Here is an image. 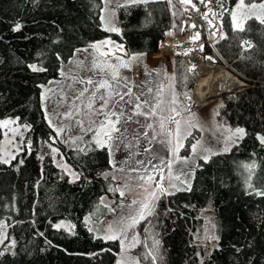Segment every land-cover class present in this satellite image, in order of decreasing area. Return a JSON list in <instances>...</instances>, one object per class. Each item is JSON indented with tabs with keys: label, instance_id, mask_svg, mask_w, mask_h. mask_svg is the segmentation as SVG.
<instances>
[{
	"label": "trees",
	"instance_id": "16d2710c",
	"mask_svg": "<svg viewBox=\"0 0 264 264\" xmlns=\"http://www.w3.org/2000/svg\"><path fill=\"white\" fill-rule=\"evenodd\" d=\"M237 1L211 0L221 15V28L213 39L214 49L205 44L204 53L228 64L231 72L252 85L220 94L215 113L218 122L240 126L247 134L230 151L198 160L191 191L157 198L152 213L140 222L143 237L135 250L141 264H153L149 252L155 264H247L233 245L245 251L251 245L255 264H264V197L246 189L241 167L255 161L254 183L264 189V146L256 138L257 133L264 135V24L250 15L238 30L227 11ZM126 3L116 6V33L101 24L102 0H0V120L16 119L26 125L24 139L30 148L0 163V220L10 243L6 245L10 251L0 250L5 251L0 264L115 260L119 242L93 235L84 222L88 213L102 206L105 186L98 174L111 168L108 150L91 141L90 133L76 147L61 142L44 115L41 88L59 77L61 63L77 48L96 39L110 36L126 53H156L166 36L180 33L182 10L173 0L119 7ZM17 24L20 29L14 31ZM241 39L252 43L243 47ZM174 64L182 72L188 70V62L180 57H174ZM191 73L190 95L197 77V72L195 79ZM181 79L175 74V81ZM39 143L51 144L80 178L70 183L51 153L38 154ZM190 144L187 136L179 153H186ZM204 220L219 237L218 248L196 240ZM57 224L62 226L57 229Z\"/></svg>",
	"mask_w": 264,
	"mask_h": 264
},
{
	"label": "rangeland",
	"instance_id": "374dc122",
	"mask_svg": "<svg viewBox=\"0 0 264 264\" xmlns=\"http://www.w3.org/2000/svg\"><path fill=\"white\" fill-rule=\"evenodd\" d=\"M173 1L181 8L182 18L180 33L172 35L183 34L186 27L183 26L182 20L187 11L196 18L198 23L203 25V30L207 29L209 36H213L212 28L214 25L212 21L219 19L221 28V15L212 6L211 0H190V3L187 4ZM126 2L127 0H102L100 18L104 28L111 29L114 27L119 30L116 6ZM252 4H255L256 7H251ZM261 4H264V0L244 1L243 5L238 0L227 11L235 24H241L250 15L264 17V8L260 6ZM106 37L111 38L104 36L92 41L89 45L79 47L77 49L80 51L76 49L66 61L61 63L59 77L49 80L41 88L42 108L48 123L55 131L56 137L67 146L76 147L81 144L82 136L86 133H90L91 141L95 142L94 133L88 129L99 127V122L104 119L102 115L96 114V110L100 108L102 103L100 97L109 99L110 95L115 96L113 89L116 92H126L128 88H131L133 91L131 97H125V100L131 98L133 104L125 105L121 102L116 106L115 110L117 111L126 108L130 114L137 102L136 97H140L141 101L148 100L149 105L153 106L155 114L148 120H145L143 115H139L133 117L134 120L140 121L139 124L121 123L119 125L121 131L128 127L130 133L134 131L142 133L145 130L143 126L148 123L153 125V129L148 130V138L141 137L138 146L130 148H125L123 145L111 147V155L109 154V156L112 167L98 174L105 186V191L100 199L102 206L95 208L84 217V222L93 235L103 239H108V236L113 235L117 237L115 240L119 242V249L112 264H118V262L119 264H137V262L141 264L139 255L135 250V246L143 237L140 222L142 223L152 213L157 198L161 194L184 189L185 184L181 181H187L190 184L198 160L208 159L214 153L224 152L223 149L226 146L230 148L238 143L240 140L236 139L234 133L236 128L242 127H231L215 119L218 96L205 105L192 102L194 91L190 95L192 92L190 93L187 84L188 76L191 77L192 71L186 68V72H182L174 64L175 56L186 61L183 56L172 52H163L161 49H158L156 53L140 52L134 56L124 52L118 40H103ZM201 39H206V33L203 32ZM241 40L243 45L248 44L249 40ZM205 44L210 46L204 40L199 53L205 60L211 58L214 62V57L204 53ZM91 45H97V47H91ZM134 64L139 67V75L145 74L150 76L149 79L146 77V80L140 79L133 84L131 74L133 75ZM177 73H179V79L185 76V80L175 81V74ZM114 74H117L119 79L114 80ZM195 76L196 71H194V79ZM151 77H161V79L158 81L151 79ZM89 79L93 81V85L82 83V81ZM101 82H107L111 88H102L97 91L94 85ZM176 82L179 84L176 85ZM245 83L247 84L246 87L228 91V93H234L252 86L247 82ZM86 87L88 91L81 96V92ZM149 89L152 91L149 92ZM142 108L146 111L150 110L143 105ZM6 120L15 121V123H9L5 126L2 122ZM79 122H82L83 126ZM161 124H163V129L160 127ZM26 129L27 126L19 124L16 119L0 120V160L10 161L23 148L30 149L29 143L24 139ZM60 129L62 131L58 133L57 130ZM113 135L119 134L113 133ZM153 135L156 138L149 144L148 139ZM187 136L191 138L188 151L179 153ZM132 139L130 134L129 140ZM127 143L128 141H125V144ZM193 145H195V150H193ZM148 147L151 148V151L145 153L144 149ZM53 148L51 144L39 143L38 154L42 156L46 152L51 153L55 164L68 174L70 180H73L74 177L71 173H76V171L57 152H53ZM137 161L144 163L138 164ZM149 161L158 167L155 170L152 169L148 166ZM161 161H164L165 164L161 165ZM169 163L170 169L167 166ZM161 167L163 168L162 173ZM146 168L147 174L153 176V180L148 183L138 179L139 175L145 174ZM133 169H137V171H133ZM162 176L163 178H161ZM177 176L179 179H176ZM157 183L165 191L161 192L156 188ZM153 191L156 193V199L150 195ZM121 192L124 193L123 196L120 195ZM145 198L149 203L150 214L146 211L144 218L140 219L138 215L140 204L145 201ZM133 201L137 203L134 204ZM132 218L136 219L135 223L132 222ZM209 232V222L204 220L200 237H198L200 240H196L206 241L209 244ZM4 237L5 227L0 220V239H4ZM6 245H10V243L4 239V244H0V250L4 249Z\"/></svg>",
	"mask_w": 264,
	"mask_h": 264
},
{
	"label": "snow or ice",
	"instance_id": "6c2138e0",
	"mask_svg": "<svg viewBox=\"0 0 264 264\" xmlns=\"http://www.w3.org/2000/svg\"><path fill=\"white\" fill-rule=\"evenodd\" d=\"M141 3L147 4L149 3V0H127L126 4L123 5H119V7H128L130 5H139ZM240 4L243 5L244 4V0H240ZM262 8H264V4L260 5ZM251 7L255 8L256 5L252 4ZM103 19V18H102ZM235 19V16H234ZM255 19H257L261 24H264V17H260L257 16L255 17ZM235 27L238 30H243L242 25L240 24H236ZM20 29V25L17 24L13 30L14 31H18ZM105 30H111V31H115L118 32L119 30L116 28H111L108 29L106 28ZM102 43H107V42H102ZM91 47H97V45H91ZM122 47V46H121ZM77 51H80L79 49H77ZM211 59V58H209ZM30 68H32L33 71H43V69L37 68L35 65H29ZM113 79L117 80L119 79L117 74L113 75ZM82 83H86L88 85H93V81L91 79L87 80V81H82ZM97 89V91H99V89L102 88H111V85L108 84L107 82H101L98 85H94ZM125 87H127V84H125ZM88 88L86 87L83 92H81V96L84 94V92H87ZM115 93V96H111L109 97V99H104V97H100V99L102 100V103L100 105V108L98 110H96V114L97 115H102L104 117L103 120H101L99 122V127L97 129H93V128H89L88 131H91L94 133L93 139L95 140V143L101 147V148H108L109 150V154L111 155V147L112 146H116L119 147L121 145H123L125 148H130L133 146H138L140 143V139L141 137L144 138H148L149 137V131L150 129H153V125L151 123L146 124L145 126H143L145 128V130L141 133L139 131H134L132 133H130V130L128 127H125L123 129V131H121V128L119 127V125L121 123L124 124H139L140 121L139 120H134L133 117L135 116H139V115H143L145 117V120H148L151 116H153L155 114V110L153 108V106L149 105L148 100H140V97H136V103L134 104V107L131 111V113L129 114L126 110V108H121L119 111L115 110L117 104L123 102L125 105H132L133 104V100L131 98L125 100V97H131L132 96V91L131 88H128V90L126 92H116L115 89L112 90ZM152 90L149 89V92H151ZM93 95H95V93H93ZM143 95V93H142ZM115 97H118V99H115ZM142 105L145 108H148L150 110L146 111L142 108ZM89 107H91V105H89ZM5 126L9 123H15V121H3L2 122ZM82 125V122H79ZM161 129H163V124L160 125ZM58 133L59 131H62V129L57 130ZM113 133L119 134L114 136ZM132 135L133 139L129 140V135ZM246 132L244 128H236L235 129V137L237 140H242L245 136H246ZM156 138L155 135H153L151 138L148 139V143L151 144L152 141ZM257 140L259 141L260 145L264 146V135H261L259 133H257L256 136ZM125 141H128L127 144H125ZM134 141V143H133ZM193 150H195V145H193ZM231 149L229 147H225L223 149L224 152H228ZM53 152H56L57 150L55 148L52 149ZM145 153H148L151 151V148H145L144 149ZM137 155L139 153H136ZM12 159H15V156L12 157ZM205 160H207V158H205ZM8 160H0V163H8ZM21 163H23V161H21ZM138 164H143V161H137ZM165 162L161 161V165H164ZM148 166L151 167L152 169H156L158 166L157 165H153L151 163V161L148 162ZM170 169V163L167 165ZM241 167L243 168V178H244V183L246 185V189L251 191H255V194L258 196H262L264 197V189H257L254 183V180L257 178L256 175V168L258 167V165L256 164L255 161H252L250 163H243L241 165ZM161 173L163 172V168H160ZM133 171H137V169H133ZM71 175L74 177V180L69 181L71 182H75V180H78L80 177L78 174L76 173H71ZM163 178V176L161 177ZM138 179L144 183H148L150 181L153 180V176L148 175L147 174V168L145 169V174L143 175H139ZM176 179H179V177L177 176ZM181 183L185 184V188L184 189H177V191L180 190H187V191H191V185L189 183H187V181H181ZM156 188H159L161 190V192L165 191L163 188H161L160 184L157 183L155 185ZM173 187H175V185H173ZM121 196L124 195L123 192L120 193ZM151 197L153 199H156V193L155 191H153L152 193H150ZM133 203H137L136 201H133ZM148 212V214H150V210H149V203L147 198H145V201L142 202L140 204V210H139V217L140 219H143L145 216V212ZM132 222L135 223L136 219L132 218ZM62 225L57 224L54 225V227H56L57 229H59ZM212 227L214 228L215 225H212ZM108 239H116L117 237L115 235L113 236H108ZM4 239H7V236L4 237ZM4 239H0V244H4ZM218 241H219V237L216 236L213 232H209V237H208V242L214 247V248H218ZM14 241L12 242V246H14ZM158 243V242H157ZM233 249L234 252L237 254V256H244L245 259L247 260V264H255L253 258L250 255L251 252V245H249V250L245 251L244 249L237 247L236 245H233ZM5 251H10V247L6 246L5 247ZM5 251H0V256L5 255ZM206 254H210V253H206ZM197 255H199V253H197ZM147 257H152V261L153 264H155V257L153 255L152 252H149L147 254ZM145 257V258H147ZM119 264V262H118ZM138 264V262H137Z\"/></svg>",
	"mask_w": 264,
	"mask_h": 264
},
{
	"label": "bare ground",
	"instance_id": "6f19581e",
	"mask_svg": "<svg viewBox=\"0 0 264 264\" xmlns=\"http://www.w3.org/2000/svg\"><path fill=\"white\" fill-rule=\"evenodd\" d=\"M189 23L191 28H197V32L193 33L191 31L181 35L169 36L159 43L158 49L163 52L182 55L188 62L189 70L197 72L192 102L198 105H205L208 101L224 92L246 87L247 84L240 81L225 65L213 62V59L205 60L203 58L199 53L201 40L198 33V23L195 19H190ZM138 70L139 67L135 65L133 69L135 77L139 74Z\"/></svg>",
	"mask_w": 264,
	"mask_h": 264
},
{
	"label": "built area",
	"instance_id": "2783aa9c",
	"mask_svg": "<svg viewBox=\"0 0 264 264\" xmlns=\"http://www.w3.org/2000/svg\"><path fill=\"white\" fill-rule=\"evenodd\" d=\"M176 2L180 3V4H187V3H190V0H176ZM187 10V9H186ZM190 19H195V21L198 23V21L196 20L195 17L191 16L188 11L185 13V17L184 19L182 20V23H183V26L186 27V29L184 30V34L186 32H197V28H191L190 26V23H189V20ZM214 22H215V25H214ZM212 24L214 25L213 28H212V34L213 36H209V33L207 32V29L205 28V30H203L202 26L200 23H198V33L200 34V42H201V45H202V42L205 40L213 49H214V46H213V39L214 37H216L218 35V31L220 29V20L219 19H215V21H212ZM203 32L206 33V39H201V37L203 36ZM168 37V36H167ZM165 37L164 40L167 38ZM251 41H248V45H251ZM241 44L243 45V41L241 40ZM243 47H245V45H243ZM182 56V55H181ZM208 56V55H206ZM227 65V67L229 68L228 64H225ZM161 186V185H160ZM162 188V187H161ZM159 189V188H158ZM160 190V189H159Z\"/></svg>",
	"mask_w": 264,
	"mask_h": 264
},
{
	"label": "crops",
	"instance_id": "0c3cea01",
	"mask_svg": "<svg viewBox=\"0 0 264 264\" xmlns=\"http://www.w3.org/2000/svg\"><path fill=\"white\" fill-rule=\"evenodd\" d=\"M115 32V31H114ZM107 39H109V41H111L113 38H108V37H106V38H103V40H107ZM96 42V41H95ZM120 43V45L122 46V44H121V42H119ZM138 53H140V52H134V53H131L132 55H137ZM171 60V59H170ZM172 61V60H171ZM133 62H136V61H133ZM135 65V64H134ZM130 75V74H129ZM131 76H132V82H133V84L134 83H136V82H138L140 79H142V80H146V77H147V79H149V77L150 76H147V75H145V74H143L142 76H140L139 74H138V76L137 77H135L134 75H132L131 74ZM151 79H156V80H160L161 79V77H151ZM114 86V85H113ZM132 93H133V91H132ZM109 153V152H108ZM109 161H110V156H109ZM110 165H111V167H112V164H111V162H110Z\"/></svg>",
	"mask_w": 264,
	"mask_h": 264
},
{
	"label": "water",
	"instance_id": "95a60500",
	"mask_svg": "<svg viewBox=\"0 0 264 264\" xmlns=\"http://www.w3.org/2000/svg\"><path fill=\"white\" fill-rule=\"evenodd\" d=\"M158 46H159V44H158ZM176 55H179V54H176ZM226 67H227V65H226ZM228 68V67H227ZM235 75V74H234ZM236 77H238V79L241 81V79H240V77L239 76H237V75H235ZM195 83V82H194ZM193 89H194V85H193V88H192V91H193Z\"/></svg>",
	"mask_w": 264,
	"mask_h": 264
}]
</instances>
